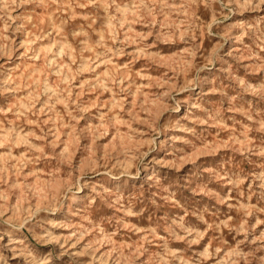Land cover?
<instances>
[{
  "label": "rangeland",
  "instance_id": "374dc122",
  "mask_svg": "<svg viewBox=\"0 0 264 264\" xmlns=\"http://www.w3.org/2000/svg\"><path fill=\"white\" fill-rule=\"evenodd\" d=\"M0 264H264V0H0Z\"/></svg>",
  "mask_w": 264,
  "mask_h": 264
},
{
  "label": "bare ground",
  "instance_id": "6f19581e",
  "mask_svg": "<svg viewBox=\"0 0 264 264\" xmlns=\"http://www.w3.org/2000/svg\"><path fill=\"white\" fill-rule=\"evenodd\" d=\"M111 30V29H110Z\"/></svg>",
  "mask_w": 264,
  "mask_h": 264
}]
</instances>
